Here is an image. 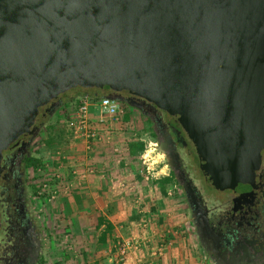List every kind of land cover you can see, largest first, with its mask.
Here are the masks:
<instances>
[{"label":"water","instance_id":"obj_1","mask_svg":"<svg viewBox=\"0 0 264 264\" xmlns=\"http://www.w3.org/2000/svg\"><path fill=\"white\" fill-rule=\"evenodd\" d=\"M94 89L173 116L207 185L244 189L264 150V0H0V175L48 105Z\"/></svg>","mask_w":264,"mask_h":264},{"label":"crops","instance_id":"obj_2","mask_svg":"<svg viewBox=\"0 0 264 264\" xmlns=\"http://www.w3.org/2000/svg\"><path fill=\"white\" fill-rule=\"evenodd\" d=\"M84 98L87 97H70V104L65 102L64 110L52 119L53 134L62 145L60 156L68 160L58 172L70 186H75L60 195L70 206L60 208L67 216L65 228L70 225L66 232L73 234L70 245L74 252L69 250L63 262L119 264V245L128 242L132 246L125 264H204L196 229L193 224L191 229L182 216L180 201L171 198L170 205L162 202V196H155L159 194L157 188L142 194L129 163L115 158L119 157L116 149L121 150L117 144L125 139L133 141L129 130L134 128L135 114L126 111L114 122L109 115L103 118L98 107L103 98H91L90 120L101 136L91 144L101 147L85 152L88 141L77 128L78 107ZM107 147L114 153H105ZM122 154L128 155L124 150ZM153 200L157 203L152 204Z\"/></svg>","mask_w":264,"mask_h":264},{"label":"flooded vegetation","instance_id":"obj_3","mask_svg":"<svg viewBox=\"0 0 264 264\" xmlns=\"http://www.w3.org/2000/svg\"><path fill=\"white\" fill-rule=\"evenodd\" d=\"M87 92L96 98L118 100L151 126L152 137L167 157L170 178L186 201L200 245L213 264H264V150L248 186L217 190L207 185L196 147L176 118L127 94L96 89ZM64 97L48 105L45 112L64 102ZM46 120L39 117L34 127ZM35 139L21 137L8 147L1 161L0 264L41 262L42 232L31 208L25 177Z\"/></svg>","mask_w":264,"mask_h":264},{"label":"rangeland","instance_id":"obj_4","mask_svg":"<svg viewBox=\"0 0 264 264\" xmlns=\"http://www.w3.org/2000/svg\"><path fill=\"white\" fill-rule=\"evenodd\" d=\"M78 96L88 97L90 99L94 97L93 93L87 91H70L65 94L62 107L57 109L53 117L59 115L60 111L64 110V106L70 104L67 103L70 97ZM121 108L124 113L123 115H126V111H131L132 115L135 114L136 118L134 119L135 124H133V130H129L133 135V141L130 142L125 139V141L117 144L121 150L116 149L115 153L119 154V157L115 158L129 163V169L132 170L131 175L136 176L135 179H138L141 184L142 194L145 190L149 191L157 188L159 194L155 196H159V198L162 196V202L166 201L170 205L171 198L180 201V205L183 206L182 216L188 220L192 229L191 215L187 209L186 201L176 183L170 178L171 172L167 163V157L158 147L157 141L152 137L151 126L133 108L125 106H121ZM104 116L106 114L103 115V118ZM53 117L45 121L39 135L35 139L31 152V160L28 163V170L25 175L29 182L28 186L30 187L29 199L31 208L42 232L43 252L40 264H65L62 260L63 256L66 253L69 255V250H71L72 254L74 253L70 245L73 234L66 232L70 228V225L67 229L65 228L64 221H67V216L60 208L65 205L70 206L68 201L64 202V198L60 197V195L66 191L69 193L74 190L75 186H70L64 179V176L58 172L59 166L65 164L68 160L60 156L63 155L60 154L62 145L56 141L53 134L55 130V124L53 125L54 122H52L55 121V119L52 120ZM118 120L113 119L114 122ZM103 123L105 121H102ZM124 131L127 132L128 130ZM96 133L97 138L95 140H99L101 138L99 135L100 132L96 130ZM95 140L87 139L88 144L86 145L85 152L100 150L101 146L99 144L97 146L95 143L94 145L91 144ZM58 147L59 149H57ZM107 148L104 149L105 153L110 155L114 153V150L112 151V149ZM122 150L128 155H123ZM167 179H169V182L166 181ZM161 191L162 194H160ZM71 193L75 195L73 192ZM155 203H157V200H153L152 204ZM155 207L157 208L158 206ZM200 248L203 263L213 264L208 259L203 248Z\"/></svg>","mask_w":264,"mask_h":264},{"label":"built area","instance_id":"obj_5","mask_svg":"<svg viewBox=\"0 0 264 264\" xmlns=\"http://www.w3.org/2000/svg\"><path fill=\"white\" fill-rule=\"evenodd\" d=\"M93 102L91 99L84 98L81 101V104L78 109V131L82 133L86 139L95 140L97 138L96 128L90 120V108L92 107ZM99 109L102 112V115L106 114L110 117H114L116 120L123 115V110L118 102L112 101L109 98H103L98 104ZM131 243L120 244L118 248L119 264H125L126 257L128 255L129 249L131 248Z\"/></svg>","mask_w":264,"mask_h":264},{"label":"trees","instance_id":"obj_6","mask_svg":"<svg viewBox=\"0 0 264 264\" xmlns=\"http://www.w3.org/2000/svg\"><path fill=\"white\" fill-rule=\"evenodd\" d=\"M94 99L98 100L96 97H93ZM31 160V159H30ZM167 182H169V179L166 180Z\"/></svg>","mask_w":264,"mask_h":264}]
</instances>
